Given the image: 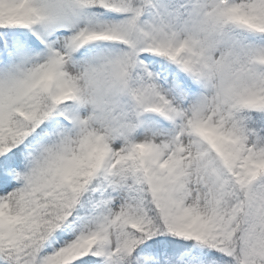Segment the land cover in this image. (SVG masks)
I'll list each match as a JSON object with an SVG mask.
<instances>
[{
    "label": "snow or ice",
    "instance_id": "1",
    "mask_svg": "<svg viewBox=\"0 0 264 264\" xmlns=\"http://www.w3.org/2000/svg\"><path fill=\"white\" fill-rule=\"evenodd\" d=\"M0 264H264V0H0Z\"/></svg>",
    "mask_w": 264,
    "mask_h": 264
}]
</instances>
